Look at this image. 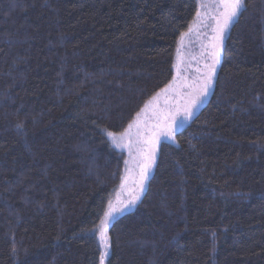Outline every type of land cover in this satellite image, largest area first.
<instances>
[{"label":"trees","instance_id":"16d2710c","mask_svg":"<svg viewBox=\"0 0 264 264\" xmlns=\"http://www.w3.org/2000/svg\"><path fill=\"white\" fill-rule=\"evenodd\" d=\"M244 6L210 99L108 218L199 0H0V264H264V0Z\"/></svg>","mask_w":264,"mask_h":264},{"label":"rangeland","instance_id":"374dc122","mask_svg":"<svg viewBox=\"0 0 264 264\" xmlns=\"http://www.w3.org/2000/svg\"><path fill=\"white\" fill-rule=\"evenodd\" d=\"M220 3L221 0H199L198 14L191 28L183 34L180 41V51L175 62V76L172 83L145 107L139 124L135 126V130L142 132L137 145L141 148L137 153L139 159L134 160L136 164L128 172L129 177L126 178L127 183H125L132 191L128 194L132 199L124 205L119 204V208H110V213L112 210L122 211L126 207L129 209L133 201H136V197H142L146 188L144 176L148 177L152 173L160 141L171 139L170 135H174V132L184 127L210 99L232 25L231 23L226 29L219 43L214 40V37L218 35L214 31L217 26V17L224 11L223 7H218ZM217 43L218 47H216ZM217 51L219 62L215 64L211 88L205 94L203 85L213 64V53Z\"/></svg>","mask_w":264,"mask_h":264},{"label":"snow or ice","instance_id":"6c2138e0","mask_svg":"<svg viewBox=\"0 0 264 264\" xmlns=\"http://www.w3.org/2000/svg\"><path fill=\"white\" fill-rule=\"evenodd\" d=\"M218 7H223L224 9V11L220 12L219 16L217 17V26L214 30L216 33H218V35L214 37V40H216L219 43V41L222 40L223 34L226 31V29L229 27V25L233 23L236 17L246 9L243 4V0H221V3ZM221 20H222V23H221ZM218 43L216 47H218ZM213 56H214L213 64L210 67V70L206 77V82L203 85V92L205 94L211 88L212 76L215 73V64L219 62L218 51L214 52ZM129 127H131V125H129ZM113 142L115 143L114 137H113ZM144 179H147L146 175L144 176ZM136 199H138V197H136ZM106 215L108 216V218H111V213H108ZM101 236L104 238V241H105L104 246L105 248H107L109 245L107 243V237H104L103 231L101 232Z\"/></svg>","mask_w":264,"mask_h":264}]
</instances>
